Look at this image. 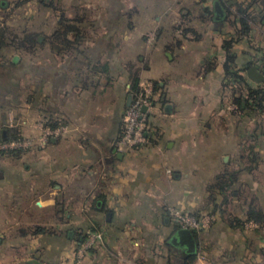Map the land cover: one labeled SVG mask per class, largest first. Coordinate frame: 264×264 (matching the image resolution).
I'll return each instance as SVG.
<instances>
[{"label":"crops","instance_id":"1","mask_svg":"<svg viewBox=\"0 0 264 264\" xmlns=\"http://www.w3.org/2000/svg\"><path fill=\"white\" fill-rule=\"evenodd\" d=\"M253 1L248 0V6ZM221 3L228 6L224 0H213L217 13L213 21L222 22L219 29L225 22ZM260 3L252 8L262 9ZM7 5L0 0V9L8 11ZM186 36L185 42L172 33L159 40L150 67L133 72L139 75L132 88L136 91L145 85L152 107L144 141L131 149L116 145L122 115L133 96L126 62L119 57L117 66H111V54L102 48L81 49V38L57 36L51 49L58 61L39 71V100L43 101L39 117L45 128H55L67 120V114L74 141L68 149L61 139L50 138L34 151L7 158L10 166L0 168V221L18 218L24 224L31 211L81 219L73 226L76 234L68 230L66 235L75 244L73 251L80 243L79 232L103 234L88 252L87 264H168L149 261L163 247L176 255L177 262L171 264H264V135L240 130L237 109L250 105L247 96L240 100L233 93L237 76L252 90L262 88L264 80L257 83L247 76L250 57L227 52L223 42L200 56L190 48L195 46L187 39L191 36ZM106 39L102 42L109 43ZM255 64L264 74L259 62ZM241 116L248 118L245 113ZM32 153L39 155L34 164L15 168L19 158ZM212 170L219 172L213 206L219 222L213 233L220 248L233 252L234 261L186 263L178 243L179 228L170 214L175 208L183 213L205 212L206 187L212 177L207 172ZM227 204L231 222L224 221ZM244 220L254 226L245 229ZM1 228L19 227L0 223ZM228 236L232 241L223 242ZM134 244L143 251L137 260V253L134 260H127Z\"/></svg>","mask_w":264,"mask_h":264},{"label":"rangeland","instance_id":"2","mask_svg":"<svg viewBox=\"0 0 264 264\" xmlns=\"http://www.w3.org/2000/svg\"><path fill=\"white\" fill-rule=\"evenodd\" d=\"M5 1L8 4V11L0 9V31H3V37L5 36L7 39L0 53V168L10 166L7 158L19 153L21 156L23 151H34L39 146H44V142L46 140L48 142L50 138H57L56 141L61 139L67 144L64 148H71V142L74 141L71 137L75 131L71 130L70 117L67 114H65L67 117V120L64 118L65 122L58 124L55 128L47 126V129L39 117V110L43 103L42 100L41 103L39 100V87L42 81V74H39V71L44 70L45 67L55 66V61H58L51 49L57 36L68 35L70 38H81L82 40L78 44L81 49L97 50L102 48L106 53L111 54V66H117L119 57L121 62H126L129 74H132L129 92H132L133 96L142 94L141 96L146 98L150 105L144 132L148 130L149 126L148 117L152 107V100L149 97L151 93H147L145 89L147 88L144 85L147 83L144 82L145 78L142 80L143 88L140 87L136 91L132 88L133 81L138 79L139 75L135 76L133 72L139 67H150L151 53L159 44L158 41L163 40L170 33L175 34L184 42L186 35L191 36L187 39L191 40L195 46H190V48L200 56H203L204 51H212L216 44L223 42L227 45V52H232L242 58L250 57L248 67L254 66L253 64L257 61L259 62L258 66L264 71V7L260 10L253 9L256 3L261 2L260 4H262L264 0H255L253 1L255 4L249 6L248 0H224L228 6L222 7L221 14L225 15V26L223 25L221 29L217 25L222 22L215 23L213 21V18L217 16L213 0H207V2L206 0ZM157 4L162 7H157ZM204 6L207 7L204 8ZM243 18L247 19L246 24L242 23L241 19ZM103 37H106L109 43H103ZM224 37L230 39L225 41ZM26 39L29 40L23 43ZM14 57L17 58L16 61H13ZM250 90L252 91L241 80L236 90L233 91L240 100L247 96L248 105H250L248 108L239 106L237 109L240 116L239 128L264 135V85L262 88L253 89L262 92L261 107L259 108L254 106L255 98L250 95ZM251 106L255 108H251ZM126 109L127 107L122 115V120ZM244 113L248 114V118L241 116ZM122 133L123 127L116 141L117 148L131 149L140 145L138 143L129 147L119 144ZM38 156V154L32 153L19 158L15 168L34 164L38 160ZM192 158L196 159L194 163L197 164L198 156L194 155ZM213 158L215 157L213 156ZM218 158L217 162H219ZM190 173L192 179L194 176L197 178L193 174L195 171ZM224 173L228 172L224 171ZM207 174L212 177L206 187L209 192L206 199L209 203L206 205L205 212L200 215L191 212L185 213L206 221V225L202 228L188 229L193 232L196 241L195 262L199 260L203 262H231L234 261L233 252L225 249L224 246L220 248V243L213 233V229L219 222V217L213 208L217 189L216 178L219 172L215 174L212 170ZM175 210L179 209L175 208ZM230 214V204H227L225 215L228 220L224 221H232L229 219ZM57 216L55 213L50 216V214L41 211H31L30 219L24 220V224L18 218L0 221L3 227L16 226V224L19 227L18 229L11 228V231L0 229V264H27L28 260L37 259L36 257L56 261L60 264H87L88 252L99 242L88 250H82V241L73 251L75 244L72 242V238L68 239L66 235L68 230L75 233L73 226L81 224L82 220L65 216L57 218ZM170 217L174 225L180 227L175 216L170 214ZM18 221L20 223H17ZM233 221L235 222V220ZM241 225L247 229L253 227L254 223L244 220ZM21 231H26V233L22 234ZM78 234L83 237V233L79 232ZM231 241L230 236L223 240L226 243ZM134 245L127 251V260H134V253H137L135 258L137 260L138 254L143 251L139 245ZM158 251L161 252H158L159 256L151 257L150 262H168V264L177 262L176 255L172 253L170 255V251L165 247L159 248ZM142 253L145 256V252Z\"/></svg>","mask_w":264,"mask_h":264},{"label":"built area","instance_id":"3","mask_svg":"<svg viewBox=\"0 0 264 264\" xmlns=\"http://www.w3.org/2000/svg\"><path fill=\"white\" fill-rule=\"evenodd\" d=\"M142 94L134 95L129 105L127 106L123 118V133L119 139V144L124 146H134L144 141V127L146 116L149 112L150 105ZM173 214L180 224L181 228L193 229L202 228L206 225V221L202 218L189 216L179 210H172ZM103 239V234L100 231L88 232L86 238L81 243L82 250L92 248L96 243Z\"/></svg>","mask_w":264,"mask_h":264},{"label":"water","instance_id":"4","mask_svg":"<svg viewBox=\"0 0 264 264\" xmlns=\"http://www.w3.org/2000/svg\"><path fill=\"white\" fill-rule=\"evenodd\" d=\"M16 59L17 58L14 57L13 61H16ZM247 76L251 80H253L257 83L262 82L264 80V74L261 73L260 71H258V69L255 66H250L247 69ZM177 235H178L177 236L178 237V243L181 246L185 247L184 252L187 254L194 253L195 252V242H194V239L192 237L191 231L188 229H185V228H181L178 230ZM27 264H48V263L42 262V261L37 260V259H30V260H28Z\"/></svg>","mask_w":264,"mask_h":264},{"label":"trees","instance_id":"5","mask_svg":"<svg viewBox=\"0 0 264 264\" xmlns=\"http://www.w3.org/2000/svg\"><path fill=\"white\" fill-rule=\"evenodd\" d=\"M222 4V3H221ZM223 6H224V4H222ZM222 6V7H223ZM226 7V6H225ZM259 13V12H258ZM247 19H245V18H243V19H241V21H242V23L243 24H246L247 23V21H246ZM2 38H3V31H0V50L2 49V47H3V45H5L4 44V42L2 41ZM69 45V44H68ZM242 80V77L241 76H237V82L239 83L240 81ZM250 95H252L254 98H255V101L253 102L254 103V106L255 107H257V108H259V107H261V100H262V98L260 97L261 96V94H262V92L261 91H259V90H250ZM179 229H181V227H178ZM191 234L193 235V237H194V234H193V232L191 231ZM86 234H83V237H82V235L80 236H78V240L80 241V242H82L85 238H86ZM85 237V238H84ZM195 239V238H194ZM195 244H196V241H195ZM194 253L193 254H191V255H189V256H187V261H186V263H191V262H193L194 261Z\"/></svg>","mask_w":264,"mask_h":264},{"label":"flooded vegetation","instance_id":"6","mask_svg":"<svg viewBox=\"0 0 264 264\" xmlns=\"http://www.w3.org/2000/svg\"><path fill=\"white\" fill-rule=\"evenodd\" d=\"M181 248H182L183 250H185V247H184V246H182ZM191 254H193V253H190V254L185 253V256H189V255H191Z\"/></svg>","mask_w":264,"mask_h":264}]
</instances>
